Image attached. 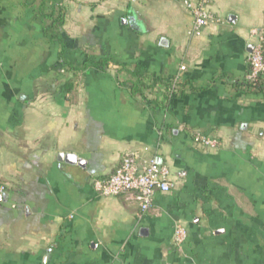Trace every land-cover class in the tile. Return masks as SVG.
<instances>
[{"label": "crops", "instance_id": "0c3cea01", "mask_svg": "<svg viewBox=\"0 0 264 264\" xmlns=\"http://www.w3.org/2000/svg\"><path fill=\"white\" fill-rule=\"evenodd\" d=\"M41 1L0 0V264H264V77L236 85L264 0H212L223 23L196 33L186 0H45L66 10L62 43ZM106 58V72L63 66ZM128 152L175 180L145 214L93 186Z\"/></svg>", "mask_w": 264, "mask_h": 264}, {"label": "built area", "instance_id": "2783aa9c", "mask_svg": "<svg viewBox=\"0 0 264 264\" xmlns=\"http://www.w3.org/2000/svg\"><path fill=\"white\" fill-rule=\"evenodd\" d=\"M130 4H136L139 0H124ZM212 0H198L193 2L186 0L184 6L194 18L193 30L200 32L212 24L223 23L215 16L211 7ZM251 36L257 38L253 50L248 56L249 72L245 76L248 82H254L264 77V38L257 29L251 30ZM185 70V67H181ZM196 145L216 150L221 147L217 138L208 136L201 132L193 135ZM184 172L178 173L177 179L184 178ZM94 189L101 197H121L128 204L139 207L141 214L148 213L154 209V201L157 194H169L175 186L170 169L159 162L157 158H145L138 152L126 153L117 170L105 179L94 181ZM7 191L6 186L0 184V196ZM188 236L185 226L178 224L175 228L173 244L180 249Z\"/></svg>", "mask_w": 264, "mask_h": 264}, {"label": "trees", "instance_id": "16d2710c", "mask_svg": "<svg viewBox=\"0 0 264 264\" xmlns=\"http://www.w3.org/2000/svg\"><path fill=\"white\" fill-rule=\"evenodd\" d=\"M46 1L42 0L41 1V6L39 9V12L41 15L45 18V24H44V33L47 37L51 39H56L59 41V43H62V28L65 22V16H66V10L62 7H56L52 6L50 11H47L45 9ZM110 63H113L115 65V61L111 60L109 58L106 59H101L99 61H93V60H88L85 64H83L81 67L74 66L72 64H69L66 61H63V66L69 67L73 71L77 70H85L87 68L94 67L95 69L99 71H108L110 67ZM120 65V64H116ZM249 72V71H248ZM138 83L142 87H146L143 81L140 78H137ZM180 83L175 84L174 88L173 85L169 86V89L172 90L170 95H173L175 93V90L178 89V86ZM238 87L244 88L247 92L252 93L257 90H262L263 87L261 86L260 80L254 81V82H248L245 79L243 81H239L236 83ZM73 89V85L71 86ZM69 88V89H71Z\"/></svg>", "mask_w": 264, "mask_h": 264}, {"label": "water", "instance_id": "95a60500", "mask_svg": "<svg viewBox=\"0 0 264 264\" xmlns=\"http://www.w3.org/2000/svg\"><path fill=\"white\" fill-rule=\"evenodd\" d=\"M232 17V16H231ZM231 19V18H230ZM124 23H127V20H124ZM253 50V46L250 47V52ZM60 159L71 164V165H76L78 164L79 166H83L84 165V160L79 159L78 156H76L75 154H62L60 156ZM0 200H2V197L0 196Z\"/></svg>", "mask_w": 264, "mask_h": 264}]
</instances>
